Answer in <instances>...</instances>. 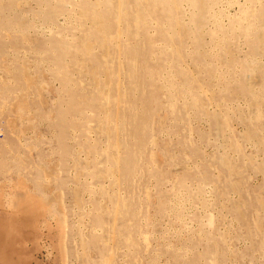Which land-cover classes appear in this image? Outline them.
Segmentation results:
<instances>
[{
	"label": "rangeland",
	"instance_id": "rangeland-1",
	"mask_svg": "<svg viewBox=\"0 0 264 264\" xmlns=\"http://www.w3.org/2000/svg\"><path fill=\"white\" fill-rule=\"evenodd\" d=\"M21 211L30 264H264V0H0Z\"/></svg>",
	"mask_w": 264,
	"mask_h": 264
},
{
	"label": "bare ground",
	"instance_id": "bare-ground-1",
	"mask_svg": "<svg viewBox=\"0 0 264 264\" xmlns=\"http://www.w3.org/2000/svg\"><path fill=\"white\" fill-rule=\"evenodd\" d=\"M147 1V0H146ZM95 3V1H94ZM104 3V2H103ZM116 3V2H115ZM84 4V3H83ZM97 4V3H95ZM100 4V3H99ZM108 4V3H107ZM177 4V3H176ZM150 5V4H149ZM151 6V5H150ZM154 7V6H153ZM134 8V7H133ZM138 9V8H137ZM149 10V9H148ZM80 11V10H79ZM82 11V10H81ZM80 11V12H81ZM86 11V10H85ZM92 11V10H91ZM146 11V10H145ZM125 12V10H124ZM161 12V11H160ZM120 13V12H119ZM101 15V14H100ZM136 15V14H135ZM126 16V14H125ZM160 17V16H159ZM98 18V17H97ZM123 18V17H122ZM125 19V18H124ZM96 21V19H94ZM99 20V19H98ZM102 20V19H101ZM137 20V19H136ZM117 21V19H116ZM147 21V20H146ZM100 22V21H99ZM127 22V21H126ZM137 23V22H136ZM146 23V22H145ZM103 24V23H102ZM85 25V24H83ZM176 25V24H175ZM96 26V25H95ZM119 26V25H118ZM137 26V25H136ZM160 26V25H159ZM182 26V25H181ZM84 27V26H83ZM127 27V26H126ZM138 27V26H137ZM136 27V28H137ZM177 27V25H176ZM47 28V27H46ZM103 28V27H102ZM173 28V27H172ZM178 28V27H177ZM44 29V28H43ZM48 29V28H47ZM98 29V27H97ZM174 29V28H173ZM185 29V28H184ZM49 30V29H48ZM100 29H98L99 31ZM129 30V28H128ZM51 31V30H50ZM174 31V30H173ZM178 32V31H176ZM183 32V31H182ZM118 32H116V35H117ZM119 34V33H118ZM173 34V33H172ZM175 34V33H174ZM133 35V34H132ZM136 35V34H135ZM170 36V35H169ZM102 37V36H101ZM118 37V36H117ZM109 38V37H108ZM111 38H113L111 36ZM181 38V37H180ZM104 39V38H103ZM116 39V37H115ZM110 40V39H109ZM171 40V39H170ZM104 41V40H103ZM113 41V40H112ZM127 42V41H126ZM166 42V41H165ZM89 43V42H88ZM87 45V44H86ZM101 45V44H100ZM105 45V44H104ZM117 46V45H116ZM86 47V46H85ZM118 48V47H116ZM174 51H176V47H174ZM119 49V48H118ZM107 50V49H106ZM150 50V49H149ZM86 51V50H84ZM118 51V50H117ZM88 53V52H86ZM105 53V52H104ZM123 53V52H122ZM151 53V52H150ZM172 52H170L171 54ZM177 53V52H176ZM175 53V54H176ZM118 54V52H117ZM154 54V53H152ZM107 55V54H106ZM150 55V54H149ZM178 55V53H177ZM176 55V56H177ZM171 58V57H170ZM180 58V57H179ZM170 60V59H169ZM105 61V60H104ZM133 62V61H132ZM118 63V62H117ZM82 64V63H81ZM111 64V63H110ZM118 66V64H116ZM135 65V64H134ZM97 67V66H96ZM180 67V66H179ZM122 69V68H121ZM78 71V70H77ZM122 71V70H121ZM119 72V71H117ZM79 73V72H78ZM89 73V72H88ZM117 74V73H116ZM127 74V73H126ZM151 74V73H150ZM146 75V74H145ZM92 77V76H91ZM118 77V76H117ZM94 78H95V75H94ZM107 78V76L105 77ZM93 80V79H92ZM103 80V79H102ZM97 81V80H96ZM109 83V82H108ZM97 85V84H96ZM109 86V85H108ZM117 86V85H116ZM103 93V92H102ZM100 94V93H98ZM105 94V93H103ZM117 106V105H115ZM182 107V106H181ZM104 108V107H103ZM117 109V108H115ZM185 109V108H184ZM105 111V110H104ZM107 114V113H106ZM106 118V117H105ZM107 121V120H106ZM123 122V121H122ZM108 123V122H107ZM219 124V123H218ZM107 126V125H106ZM99 128V127H98ZM106 128V127H105ZM109 131V130H108ZM108 133V132H107ZM116 134V133H115ZM116 137V136H115ZM84 140V139H83ZM114 145V144H113ZM112 145V146H113ZM117 145V144H116ZM141 146V145H140ZM118 149V148H117ZM78 151V150H77ZM105 151V149H104ZM77 157V156H76ZM115 157V156H114ZM88 159V158H87ZM113 159V158H112ZM114 169V168H113ZM123 178V177H122ZM112 187V186H111ZM28 192V191H27ZM15 193V192H14ZM21 194V193H20ZM24 194V193H23ZM22 194V195H23ZM30 194V193H29ZM28 195V193H27ZM21 196V195H18V197ZM11 197H14V199L16 200V204H20V202H22L24 199L26 200V204L27 202V198H24V195H23V198L22 200L19 202L17 199V197L14 196H11ZM22 197V196H21ZM26 197V196H25ZM38 199V198H37ZM12 200V199H11ZM14 200V201H15ZM18 201V202H17ZM32 201V199H30V202ZM12 202V201H11ZM24 202V201H23ZM22 202V203H23ZM117 202V201H116ZM29 203V202H28ZM14 204V202H13ZM12 204V205H13ZM31 204V203H30ZM18 207V205H16ZM16 206L14 205L12 208H16ZM23 206V205H22ZM38 207V206H36ZM11 208V207H10ZM9 208V209H10ZM11 208V209H12ZM23 209L25 208L26 209V206L25 207H22ZM33 208V207H32ZM18 209V208H16ZM16 209H12V210H16ZM34 209V208H33ZM30 210V209H29ZM38 210V209H37ZM44 210V209H43ZM22 213V211H21ZM30 213V212H29ZM23 215L26 214V213H22ZM10 215V214H9ZM13 215V214H12ZM17 215V213H16ZM16 215L12 216V217H4L2 215H0V264H30V255H29V252H27V250H24L23 246H21L22 243H20L18 241V236H22L23 239H27V240H34L33 239V236L36 235L37 231L35 229V219L36 217L33 215V214H28V215H24V216H21L19 219H17V217H15ZM20 215V214H19ZM38 216V215H36ZM57 223V222H56ZM57 225L59 226V224L57 223ZM27 230V232H24L25 229ZM62 228V227H61ZM53 233V232H52ZM112 235V234H111ZM51 236V235H50ZM62 237V235L60 236ZM64 238V237H63ZM54 240V239H53ZM61 240V238H60ZM59 240V242H60ZM62 242V240H61ZM60 242V243H61ZM83 242V241H82ZM59 243V244H60ZM61 247V245H59ZM62 250V249H61ZM22 253H24V255L22 256ZM91 255V254H90ZM111 256V255H110ZM13 257H15L16 259H13ZM104 260V258H103Z\"/></svg>",
	"mask_w": 264,
	"mask_h": 264
}]
</instances>
